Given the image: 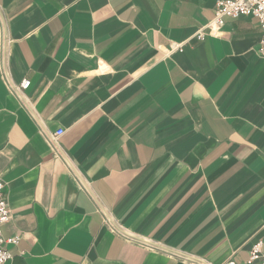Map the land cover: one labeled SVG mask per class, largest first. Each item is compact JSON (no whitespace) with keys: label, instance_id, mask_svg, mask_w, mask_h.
Returning a JSON list of instances; mask_svg holds the SVG:
<instances>
[{"label":"crops","instance_id":"crops-1","mask_svg":"<svg viewBox=\"0 0 264 264\" xmlns=\"http://www.w3.org/2000/svg\"><path fill=\"white\" fill-rule=\"evenodd\" d=\"M217 1L0 0L5 264L243 263L264 244L260 27L197 40ZM3 73L30 82L22 98Z\"/></svg>","mask_w":264,"mask_h":264},{"label":"built area","instance_id":"built-area-1","mask_svg":"<svg viewBox=\"0 0 264 264\" xmlns=\"http://www.w3.org/2000/svg\"><path fill=\"white\" fill-rule=\"evenodd\" d=\"M1 16V8H0ZM254 17L257 19L260 27V38L257 48V54L260 58L264 60V0H218L214 9V16L210 23L200 28L195 34L197 40H204L206 38V32L204 29H208L211 33H218L219 30L224 25V20L227 18H240V17ZM170 52L173 51H182V43H172L170 45ZM3 82L10 93L14 94L18 98L23 97V91H25L30 82L27 80L21 81L18 85H14L10 82L5 73L2 75ZM62 135L61 131L50 135L47 139L49 145L51 146L52 151L56 156L63 158L65 165L69 166V161L64 157L63 153L59 150V145L57 138ZM80 179V178H79ZM77 177L79 185L82 189L86 187L85 183L80 181ZM5 184L0 178V264H5L11 259V254L7 249L8 245H17L19 241L18 236L5 238L2 235V226L7 224L10 220V211L7 205V200L5 196ZM103 222L109 228V230L121 237L123 240L133 243L139 246L145 247H156L157 249L163 251L164 249L161 245L155 246L150 241L144 237L135 236L127 233L120 227L118 224L114 223L108 216L103 215ZM264 244L261 241L256 242L250 248L248 258L243 263H236L233 260H229L224 264H264ZM171 256L178 257L188 263L192 264H210L205 260L195 259L192 256L185 255L184 253H179L166 250Z\"/></svg>","mask_w":264,"mask_h":264}]
</instances>
